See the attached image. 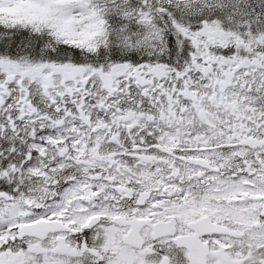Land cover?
Here are the masks:
<instances>
[{"label":"snow or ice","instance_id":"1","mask_svg":"<svg viewBox=\"0 0 264 264\" xmlns=\"http://www.w3.org/2000/svg\"><path fill=\"white\" fill-rule=\"evenodd\" d=\"M0 264H264V0H0Z\"/></svg>","mask_w":264,"mask_h":264}]
</instances>
